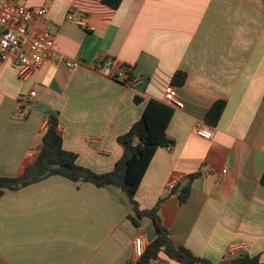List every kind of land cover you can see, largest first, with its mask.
I'll use <instances>...</instances> for the list:
<instances>
[{
    "label": "crops",
    "instance_id": "1",
    "mask_svg": "<svg viewBox=\"0 0 264 264\" xmlns=\"http://www.w3.org/2000/svg\"><path fill=\"white\" fill-rule=\"evenodd\" d=\"M16 1L48 9L57 51L77 64L47 62L21 80L0 62V174L16 176L35 159L48 112H57L62 147L79 166L111 171L123 154L117 138L171 85L183 107L166 127L172 147L156 149L136 190L139 209L161 199L173 245L212 264L233 258L229 244L239 245L234 257L264 264V0H122L116 9L100 0ZM124 65L132 83L110 76ZM177 71L186 75L181 86L171 83ZM29 92L32 105L21 106ZM216 100L225 106L211 127L204 117ZM200 124L209 140L196 135ZM207 167L214 172L204 177ZM174 178V190L190 184L183 203L166 188ZM131 214L118 188L57 175L4 190L0 264H127L135 237L145 246L155 237L149 218L134 226Z\"/></svg>",
    "mask_w": 264,
    "mask_h": 264
},
{
    "label": "trees",
    "instance_id": "2",
    "mask_svg": "<svg viewBox=\"0 0 264 264\" xmlns=\"http://www.w3.org/2000/svg\"><path fill=\"white\" fill-rule=\"evenodd\" d=\"M111 9H116L122 0H100ZM105 60H99L102 66ZM128 67V66H126ZM130 78V70L127 71ZM186 79L184 72L177 71L171 83L181 86ZM125 83V82H124ZM136 103L141 99L134 98ZM225 101L216 100L205 113L204 123L215 127L224 110ZM173 109L163 102L149 99L143 112L130 129L117 138V143L123 148L122 156L115 162L111 171L96 173L79 166L76 154L62 147L60 124L57 112H48L41 142L36 147V157L25 165L21 172L12 177L0 174V197L4 190H18L32 183L39 182L50 176H62L78 183H91L96 187L113 186L121 190L132 206V213L128 219L134 226H138V219L149 218L152 222L155 237L146 246L142 257L136 262L131 260L127 264H149L153 259L164 256L178 264H212L206 258L197 257L185 247H175L170 232L161 222L158 210L161 199L150 209L140 210L135 200V193L148 164L159 147L171 148L173 141L166 135V127L172 117ZM137 148L133 157L130 150ZM194 175H189L191 179ZM260 184L264 187V170L260 176ZM179 183L176 191L181 203L189 196V182ZM219 264H263L258 256H237Z\"/></svg>",
    "mask_w": 264,
    "mask_h": 264
},
{
    "label": "built area",
    "instance_id": "3",
    "mask_svg": "<svg viewBox=\"0 0 264 264\" xmlns=\"http://www.w3.org/2000/svg\"><path fill=\"white\" fill-rule=\"evenodd\" d=\"M74 8H69L66 20L74 22ZM48 9L41 7L32 9L16 0H0V62L10 64L21 80H26L35 74L43 64L49 62L54 66L63 65L66 68H73L77 61L66 58L56 49L55 38L49 28L47 19ZM40 24L41 28L36 30L34 24ZM96 68H100V62L96 63ZM129 67H118L110 76L116 80L132 83L128 78ZM35 92H29L20 99L21 106L32 105ZM162 102L172 109H181L183 102L175 94L174 87L168 85L164 88ZM195 133L198 137L209 140L212 136L211 130L204 124L196 127ZM211 167L202 170V176L206 177L213 173ZM222 173L225 170L221 171ZM178 180H170L166 188L173 191ZM238 244H229L227 254L234 257L237 254ZM145 250V243L142 237L133 239L132 262L139 260ZM149 264H169L168 259L157 257Z\"/></svg>",
    "mask_w": 264,
    "mask_h": 264
},
{
    "label": "water",
    "instance_id": "4",
    "mask_svg": "<svg viewBox=\"0 0 264 264\" xmlns=\"http://www.w3.org/2000/svg\"><path fill=\"white\" fill-rule=\"evenodd\" d=\"M136 151H137V148L130 150V152H129L130 157H133L135 155Z\"/></svg>",
    "mask_w": 264,
    "mask_h": 264
}]
</instances>
